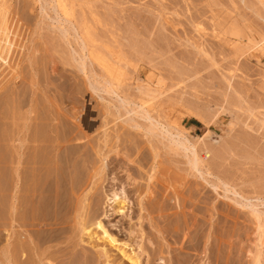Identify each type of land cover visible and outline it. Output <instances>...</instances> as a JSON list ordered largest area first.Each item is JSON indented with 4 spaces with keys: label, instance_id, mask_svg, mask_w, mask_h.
Returning a JSON list of instances; mask_svg holds the SVG:
<instances>
[{
    "label": "rangeland",
    "instance_id": "1",
    "mask_svg": "<svg viewBox=\"0 0 264 264\" xmlns=\"http://www.w3.org/2000/svg\"><path fill=\"white\" fill-rule=\"evenodd\" d=\"M3 1L11 28L17 29L16 44H23L15 46L10 67L0 74V111L6 99L22 114L18 126L10 125L11 154L14 148L23 154L15 156L13 151V168L17 157L24 160V141L19 143L24 137V130L20 131L24 111L30 115L41 111L50 124L72 127V142L78 147L71 158L76 160L72 171H79L85 182L82 205H94L105 227L130 244L125 249L139 253L140 264H264V228H255L264 222V0H69L70 20L57 12L52 0ZM4 26L0 19V39ZM80 36L92 52L91 59L82 57ZM261 37V49L249 47L250 40ZM51 60L55 72L50 70ZM94 78L111 83L116 92H106ZM140 104H150V111L136 108ZM148 123L155 129L153 135L146 132ZM173 126L182 128L197 149L213 148L204 158L209 175L190 171L189 150L170 148L184 139ZM101 155H106L103 168ZM13 168L10 178L18 172ZM16 180H9L8 192L2 187L10 200H16L8 203L7 195L4 203L10 207H0L11 211L18 205L19 215L15 208L8 210L9 222L3 214L7 208H1L0 217L6 218H0V253L16 237L24 241L17 204L21 181ZM226 186L233 188L231 192ZM111 190L119 192L118 198L125 196L126 215L106 199ZM253 212L262 217L256 220ZM67 228L56 248L50 247L59 251L54 264H116L121 256L112 250L104 260L97 248L85 242L69 246ZM181 244L186 249H180ZM159 254L165 259L155 260ZM122 264L129 261L123 258Z\"/></svg>",
    "mask_w": 264,
    "mask_h": 264
},
{
    "label": "bare ground",
    "instance_id": "2",
    "mask_svg": "<svg viewBox=\"0 0 264 264\" xmlns=\"http://www.w3.org/2000/svg\"><path fill=\"white\" fill-rule=\"evenodd\" d=\"M9 1V0H8ZM38 1V0H37ZM43 1V0H42ZM46 1V0H45ZM49 1V0H48ZM82 1V0H80ZM7 2V1H6ZM69 0H52V4L55 6V9H57V12L62 15V17L66 20H70L71 10H70V5L72 6V3H69ZM85 2V1H83ZM46 3V2H45ZM50 4V2H49ZM70 4V5H69ZM85 4V3H83ZM161 4V3H160ZM159 4V5H160ZM50 6V5H49ZM84 6V5H83ZM86 6V5H85ZM19 7V6H18ZM51 7V6H50ZM76 8V7H75ZM162 8V7H161ZM25 9V8H24ZM85 9V8H84ZM93 9V8H92ZM7 11L8 8L6 6L5 1L0 0V19L3 21V24L6 25L4 26V29H2V36H1V42H0V66H3L0 70V74L3 72L2 69H7L5 66L10 67V61H11V53L13 52L16 44V39L15 36H17V32L15 28H11V21L7 17ZM77 11V10H75ZM86 11V10H85ZM42 12V11H41ZM56 12V13H57ZM163 12V11H162ZM87 13V12H86ZM53 14V13H52ZM74 14V13H73ZM91 14V13H90ZM23 15V14H22ZM44 15V14H43ZM55 15V14H54ZM159 16V15H158ZM45 17V16H44ZM73 17V16H72ZM96 17V16H95ZM8 18V19H7ZM11 18V16H10ZM43 18V17H42ZM51 18V17H49ZM58 18H56L57 20ZM60 19V18H59ZM78 19V18H77ZM95 20V19H94ZM97 20V19H96ZM15 21V20H14ZM13 21V23H14ZM29 21V20H28ZM53 22V21H52ZM64 22V21H63ZM198 22V21H197ZM226 22V21H225ZM161 23V22H160ZM62 24V22L60 23ZM65 24V23H64ZM13 25V24H12ZM22 25V24H21ZM59 25V24H56ZM67 25V24H66ZM63 26V25H62ZM69 26V25H67ZM75 27V26H74ZM203 27V26H202ZM214 27V26H213ZM64 28L65 25H64ZM76 28V27H75ZM225 28V27H224ZM67 29V28H66ZM65 29V30H66ZM70 29V28H69ZM68 29V30H69ZM77 29V28H76ZM78 30V29H77ZM24 31V30H22ZM72 31V30H71ZM197 31V30H196ZM200 31V30H199ZM63 33H65L63 31ZM70 33V32H69ZM20 34V33H19ZM18 34V37H19ZM102 34V33H101ZM24 35V34H23ZM68 35V34H67ZM75 35V34H74ZM76 37V35H75ZM67 38V37H66ZM73 38V37H72ZM81 38V54L83 58L91 59L92 52L88 48V45L86 44L84 36H80ZM187 38V37H186ZM258 38V37H257ZM74 39V38H73ZM77 39V38H76ZM235 39V38H234ZM13 40V41H12ZM70 40V39H69ZM78 40V39H77ZM93 41V39H92ZM188 41V40H187ZM6 42H8L7 45ZM79 42V41H78ZM200 42V41H199ZM238 42L241 43L240 39H238ZM263 43V37L253 41H249V47L250 48H257L261 49V45ZM201 44V43H199ZM198 44V45H199ZM203 44V43H202ZM6 45L8 46L7 49L5 50ZM23 44H19L21 48ZM191 45V44H190ZM101 47V46H100ZM102 48V47H101ZM203 48V46H202ZM70 49V47H69ZM238 49V48H237ZM28 50V49H27ZM33 50V49H32ZM35 50V49H34ZM76 50V49H75ZM79 50V52H80ZM200 50V49H199ZM30 52V51H29ZM32 52V51H31ZM75 54V52H74ZM73 54V55H74ZM34 55V54H33ZM28 55H26L27 57ZM76 56V55H75ZM16 57V56H15ZM30 59V57H29ZM82 59V58H81ZM206 59V58H205ZM31 60V59H30ZM71 60V59H70ZM74 60V59H73ZM79 60V59H78ZM84 60V59H82ZM81 60V61H82ZM76 61V60H75ZM207 61V60H206ZM78 62V61H77ZM80 62V61H79ZM87 62V61H86ZM208 62V61H207ZM12 63V62H11ZM14 64V63H13ZM82 65V70L84 68V61L80 64ZM214 65V64H213ZM49 66V65H48ZM48 69V68H47ZM81 69V68H80ZM103 69V68H102ZM50 70L52 72H55L56 70V65L55 62L51 60V65H50ZM84 73L87 77L88 72L86 73V70H83ZM229 74V73H228ZM3 76V75H2ZM85 77V76H83ZM85 79V78H84ZM87 80V79H86ZM93 80V79H92ZM95 82L101 83V86L106 92H112V94L115 91V88L112 87L111 83L110 85H107L104 82H100L97 79H95ZM158 80V79H157ZM230 80V79H229ZM108 82V81H107ZM121 85V84H120ZM155 85V84H154ZM84 86V85H83ZM95 86V85H94ZM158 86V85H157ZM99 87V86H98ZM130 88V87H129ZM100 90V89H99ZM86 91V90H85ZM104 91V92H105ZM118 91V90H117ZM89 92V91H88ZM116 92V91H115ZM196 93V92H195ZM161 94V93H160ZM163 94V93H162ZM144 95V94H143ZM146 95V94H145ZM199 95V94H198ZM121 96V95H120ZM93 97V96H92ZM118 97V96H116ZM147 97V96H146ZM163 97V96H162ZM50 98V97H48ZM123 99L126 100V96H122ZM1 99V98H0ZM69 99V98H67ZM52 100V99H51ZM38 101V100H37ZM56 101V100H55ZM121 101V100H120ZM127 101H129L127 99ZM150 101V100H149ZM191 101V100H190ZM34 102V101H33ZM42 102V101H41ZM58 102V101H57ZM88 102V100H87ZM123 102V101H121ZM194 102V101H193ZM3 104V110L0 111V204L6 205L4 202H8L9 195L6 194L8 191H10L9 188L12 187L11 181L15 178L18 180L20 179L21 184H19V190L17 188V191H21V193H17L20 197L17 199H20L21 203L18 202L17 204H20V223H23L24 221V241L20 237V239H15V242L10 245L8 244L7 246H3L2 248V253H0V263L4 264H54V259L56 256H58L57 250H51L50 247L56 248L58 243L61 242L60 235H63L69 227L70 228V234L67 237L69 246H76L80 242H85L86 244L90 245V247H95L97 248L104 256V260L108 259L112 254L111 251L115 250L116 253H120L121 256L117 257L115 260L116 264H122V259L125 258L127 261H129V264H140V259H139V253L135 252L134 248H131L130 251H127L125 249L126 246H129L130 244L127 243L126 241L118 239L112 232H110L106 227L101 219L98 217L97 218V212L96 209L93 207L94 205L92 203H89L93 206H89L85 208L84 205H82V202L85 199L83 189H82V181H81V173L79 171H72L75 167L74 165L76 164V160L72 161L71 158H74L75 151L78 148L77 145L72 142L75 139V136L73 134V129L72 127H68L66 125L60 124H50V120H46L47 117L44 113L40 112H33V115H30V111H24V123L20 127V131L24 130V137H21L22 140H20V144L23 143L24 141V160H19L20 157H17L18 160L16 161V164L14 163V168L12 166V154L14 153L15 156L23 155L20 154L22 151H18L17 148H14L12 150L11 154V142H12V135L10 132V125L11 126H18V121L22 119V114L17 111V107H15V103L11 104L9 103L8 100L4 99L2 102ZM51 103V102H50ZM53 103V102H52ZM70 103V102H69ZM18 105V103H16ZM22 104V103H21ZM127 105V103H125ZM191 104V102L189 103ZM198 104V103H196ZM121 105V104H120ZM150 105V104H149ZM144 106L140 104L137 107H140L144 112H149L150 107ZM161 105V104H160ZM199 105V104H198ZM67 106V105H66ZM129 106V105H128ZM194 106V105H193ZM197 105H195L196 107ZM200 106V105H199ZM62 107V106H61ZM204 106H201V108ZM39 108V107H38ZM37 108V109H38ZM135 108V109H136ZM199 110V107H197ZM33 109V108H32ZM140 109V110H141ZM188 109V108H187ZM207 109V107H206ZM41 110V109H40ZM193 110V109H192ZM197 110V111H198ZM44 111V110H43ZM126 111V110H125ZM130 111H133L131 109ZM207 111V110H206ZM209 111V110H208ZM129 112V110H128ZM135 113H138V110H134ZM141 112V111H140ZM155 112V111H154ZM185 112V111H184ZM189 112V111H188ZM201 112V111H200ZM200 112H198L200 114ZM195 113L193 115L194 118H196L199 114ZM202 114L204 111L201 112ZM61 114V113H60ZM128 114V113H126ZM140 114V113H139ZM142 114V113H141ZM144 114V113H143ZM188 114V113H187ZM201 116H204L202 115ZM146 115V114H145ZM185 115V114H183ZM60 116V115H58ZM122 117V115H120ZM182 116V115H181ZM41 117V119H40ZM71 117V116H70ZM124 117V116H123ZM143 117V116H142ZM157 117V116H156ZM62 118V117H61ZM64 118V117H63ZM128 118V117H127ZM145 118V117H144ZM142 118V119H144ZM151 118V117H149ZM147 117V119H149ZM193 118V119H194ZM201 118V117H200ZM203 118V117H202ZM200 120H203V119ZM9 119L10 121H6ZM32 119V120H31ZM138 119V118H136ZM135 119V120H136ZM146 119V120H147ZM156 119V118H155ZM206 119V118H204ZM45 120V121H44ZM56 120V117H55ZM62 120V119H61ZM128 120V119H127ZM150 120V119H149ZM197 120H199L197 118ZM57 121V120H56ZM152 121V119H151ZM207 123V120H205ZM128 122V121H127ZM148 122V121H146ZM156 122V120L154 121ZM66 123V122H65ZM157 123V122H156ZM182 123V120H181ZM205 122H203L202 125H204ZM70 123H68L69 125ZM129 124V123H128ZM132 125V124H131ZM146 128V132L150 133V135L154 132V128L150 126ZM161 125V124H160ZM71 126V125H70ZM145 126V127H146ZM154 126V125H153ZM10 127V128H9ZM133 127V126H132ZM155 127H158L155 126ZM175 129V132L178 134H181L183 136V131L178 127V126H173ZM141 128V126H140ZM159 128V127H158ZM169 128V126H168ZM164 129V128H162ZM167 129V128H166ZM206 129V128H205ZM143 130V129H142ZM187 130V128H186ZM111 131V130H110ZM130 131V130H129ZM160 131V130H159ZM163 131V130H162ZM168 131V130H166ZM78 132V131H77ZM157 132V131H156ZM161 132V131H160ZM209 132V131H208ZM75 133V132H74ZM81 133V132H80ZM83 133V132H82ZM164 133V131H163ZM162 133V134H163ZM170 133V132H169ZM168 133L169 136H171ZM204 133V132H203ZM167 134V133H166ZM153 135V134H152ZM164 135V134H163ZM186 135V134H185ZM193 135V134H192ZM191 135V136H192ZM199 135V134H198ZM202 135V134H201ZM166 136V135H165ZM173 136V135H172ZM187 136V135H186ZM190 138L192 139V137ZM204 136V134H203ZM208 135L206 134V137ZM154 137V136H153ZM180 137V136H178ZM182 141H175L174 146H170L171 149L177 150V146H180V148H184L186 150L190 151V154L187 155V162H188V167L191 169L190 171L192 172L195 171V173L200 170L199 172H206L209 175V170L208 166H206L204 162V158L207 155L208 152H212L213 148L211 146H200L199 149H197V146L194 144V142L190 141L189 139L185 138ZM196 137V136H194ZM165 138V137H164ZM172 138V137H171ZM175 138V137H174ZM205 138V137H204ZM203 138V139H204ZM169 139V138H168ZM177 139V137L175 138ZM196 139V138H195ZM172 140V139H171ZM198 140V139H197ZM201 140V138H200ZM194 141V138H193ZM199 141V140H198ZM209 143V142H206ZM170 144V143H168ZM15 145V144H14ZM18 145V144H17ZM90 145V144H89ZM114 145V144H113ZM144 145V143H143ZM203 145V144H202ZM207 145V144H206ZM209 145V144H208ZM212 145V144H211ZM19 146V145H18ZM177 147V148H176ZM205 151L203 154H200V150L203 149ZM169 149V148H168ZM202 150V151H203ZM14 151V152H13ZM184 151V150H183ZM216 151V150H215ZM19 152V153H18ZM78 152V151H77ZM182 152V151H181ZM185 153V152H184ZM80 156V155H79ZM106 155H101L99 157L100 159V166L103 168V159L105 158ZM16 158V159H17ZM23 158V157H22ZM91 158V157H90ZM76 159V158H75ZM206 160V159H205ZM15 162V161H14ZM78 162V159H77ZM83 163V162H82ZM80 164V163H78ZM97 164V163H96ZM210 165V164H209ZM78 166V165H77ZM93 166V165H92ZM95 166V165H94ZM10 167H12L14 170L13 171H18L15 174L11 176L10 174L14 172H10ZM85 167V166H83ZM99 167V166H98ZM82 167H80L81 169ZM86 168V167H85ZM210 168V167H209ZM84 169V168H83ZM79 170V169H78ZM197 170V171H196ZM89 171V170H87ZM86 171V172H87ZM83 172V171H82ZM91 173V172H90ZM193 173V172H192ZM191 173V174H192ZM130 177L126 173V177ZM13 177V178H12ZM89 177V176H88ZM100 178V177H99ZM23 179V180H22ZM84 179V178H83ZM82 179V180H83ZM87 179V177H86ZM130 179V178H129ZM11 180V181H9ZM16 180V181H17ZM131 180L134 181V178L131 176ZM216 180V179H215ZM87 181V180H86ZM214 182V180H212ZM218 181V180H216ZM183 182V181H182ZM11 183V185L9 184ZM179 183V182H178ZM10 185L9 188L6 187L7 185ZM182 184V183H180ZM184 184V183H183ZM225 184V183H224ZM229 184V183H228ZM86 185V184H85ZM221 185V184H220ZM87 186V185H86ZM181 186V185H180ZM218 186V185H217ZM9 189L6 191L2 190L3 188ZM224 187V186H223ZM235 187V186H234ZM166 188V187H165ZM81 189V190H80ZM176 189V188H174ZM173 189V191H174ZM177 189L178 186H177ZM233 189V188H232ZM231 189V190H232ZM88 190V189H87ZM225 190H230L225 188ZM230 190V192H231ZM239 190V189H237ZM120 193H122V188H119ZM180 191V190H178ZM241 191V190H240ZM92 192V191H91ZM181 192V191H180ZM227 192V191H225ZM243 192V191H241ZM117 191L111 190L108 194L106 195V199H111V202L114 203V210L119 211L122 214L126 215L127 209H128V201L125 199V196L117 197L118 196ZM169 193V192H168ZM177 193V191H176ZM223 193V192H222ZM245 193V192H244ZM258 193V192H257ZM11 194V193H9ZM15 194V193H14ZM175 194V191H174ZM234 193H232L233 195ZM255 194V193H254ZM252 194V195H254ZM263 195V193H261ZM8 195V198H7ZM16 195V194H15ZM167 195V193H166ZM170 196V194H168ZM176 195V194H175ZM184 195V194H183ZM250 195V194H248ZM251 195V196H252ZM256 195V194H255ZM14 196V195H13ZM195 196V195H194ZM246 196V193H245ZM11 197V196H10ZM18 197V196H17ZM92 197V195H91ZM178 197V196H177ZM204 197V196H203ZM226 197V196H225ZM240 197V196H239ZM256 197V196H255ZM5 198L6 201H5ZM16 198L15 197H12ZM90 198V197H89ZM166 198V196H165ZM181 198V197H180ZM258 198V197H257ZM185 199V198H184ZM14 200V199H13ZM16 200V199H15ZM14 200V201H15ZM154 200V199H153ZM172 200V199H171ZM237 200V199H236ZM244 200L248 201V198L246 199L244 197ZM254 200V199H253ZM10 198L9 202L10 203ZM12 201V202H14ZM97 201V200H96ZM181 201V200H180ZM262 201V200H261ZM3 202V203H2ZM10 204H14V203ZM240 202V200L238 201ZM143 203V202H142ZM145 203V202H144ZM178 203V202H177ZM206 203V202H205ZM86 204V203H85ZM155 204V203H154ZM179 204V203H178ZM184 204V202H183ZM7 204L6 206H8ZM163 205V204H162ZM16 206V204L14 205ZM145 206V204H144ZM169 206V205H168ZM201 206V205H200ZM246 206V205H245ZM248 206V205H247ZM256 205H254L255 207ZM5 208V206L0 207ZM10 207V205H9ZM12 207V205H11ZM18 209V205L16 206ZM12 207L11 209L14 210L13 212L16 211ZM173 208V205L171 206ZM183 207V206H182ZM3 208V210H4ZM7 210L4 211L3 214L5 216L8 214L7 211L9 210L8 207H6ZM5 208V209H6ZM166 208V207H165ZM175 208V207H174ZM181 208V206H180ZM179 206L178 209L180 210ZM176 211H179V210ZM183 209V208H181ZM252 209V208H251ZM254 209V208H253ZM11 210V211H12ZM163 210V209H162ZM165 210H168L167 208ZM164 210V211H165ZM10 211V210H9ZM10 211V212H11ZM181 211V210H180ZM252 211V210H251ZM254 211V210H253ZM256 211V210H255ZM261 211V210H260ZM264 211V209H263ZM114 212V211H113ZM158 212V211H157ZM156 212V213H157ZM163 212V211H162ZM170 212V211H169ZM172 212V211H171ZM183 212V210H182ZM180 212V213H182ZM2 213V212H1ZM7 213V214H6ZM16 213H19L16 211ZM151 213V212H150ZM179 213V212H178ZM179 213V214H180ZM10 214V213H9ZM16 214V215H17ZM152 214V213H151ZM155 214V213H154ZM173 214V213H172ZM183 214V213H182ZM224 214V213H223ZM229 214V213H228ZM254 214V212H253ZM260 213L257 212V214H254L253 216H256L257 218L260 219L259 217ZM14 216V213H12ZM19 215V214H18ZM17 215V216H18ZM150 215V214H149ZM8 216V215H7ZM11 216V214L9 215ZM6 220H9L10 222V217ZM152 216V215H151ZM150 216V218H152ZM166 216V215H165ZM171 216V215H170ZM183 217V215H181ZM2 217V216H1ZM0 217V218H1ZM4 217V216H3ZM2 217V218H3ZM15 217V216H14ZM178 217V216H177ZM6 218V217H4ZM22 218V219H21ZM78 218V219H76ZM164 218V217H162ZM166 218V217H165ZM179 218V217H178ZM184 218V217H183ZM264 218V217H263ZM13 219V218H12ZM175 219V218H174ZM4 220V221H6ZM72 220V224L70 222ZM165 220V219H164ZM179 220V219H178ZM181 220V219H180ZM184 220V219H182ZM181 220V221H182ZM264 220V219H263ZM3 221V220H2ZM166 221V220H165ZM19 222V221H18ZM151 222V221H150ZM173 222V221H172ZM187 222V221H186ZM186 222L184 224H186ZM258 224V223H257ZM187 225V224H186ZM163 226V225H161ZM174 226V225H173ZM185 226V225H184ZM188 226V225H187ZM257 226V225H256ZM175 227V226H174ZM264 228V222L258 224V227L255 228ZM179 228V227H178ZM186 228V227H185ZM9 230V229H8ZM79 235L77 236V234ZM63 233V234H62ZM264 233V232H263ZM170 234V233H169ZM175 234V233H174ZM260 234V233H259ZM149 234L148 236H150ZM162 235V234H161ZM119 236V235H118ZM163 236V235H162ZM63 237V236H62ZM65 237V236H64ZM166 237V236H165ZM168 238V237H167ZM166 238V239H167ZM174 238V237H173ZM176 238V237H175ZM194 238V237H193ZM192 238V239H193ZM147 240V239H146ZM176 240V239H175ZM129 241V240H128ZM149 241V240H148ZM152 241V240H151ZM154 241V240H153ZM169 241V240H168ZM139 242V241H136ZM170 243V242H169ZM139 244V243H138ZM171 244V243H170ZM6 245V244H4ZM44 245V246H43ZM85 245V244H84ZM140 245V244H139ZM182 245V244H181ZM11 246V247H10ZM80 246V245H79ZM134 246V245H133ZM137 246V245H136ZM141 247V245H140ZM59 248V247H58ZM63 248V247H62ZM139 248V246H138ZM160 248V247H159ZM180 248V246H179ZM185 246L182 245L180 249H184ZM142 249V248H141ZM141 249L139 252H141ZM162 249V248H161ZM179 249V250H180ZM186 249V248H185ZM1 250V249H0ZM61 250V248H60ZM171 250V249H170ZM175 250V248L173 249ZM181 251V250H180ZM179 251V252H180ZM162 251H160L161 253ZM176 252V251H175ZM178 254H182L179 253ZM199 252V251H198ZM96 253V252H95ZM115 253V252H114ZM156 253V252H155ZM165 253V252H164ZM184 253V252H183ZM77 254V253H76ZM75 254V255H76ZM84 254V253H83ZM101 254V255H102ZM158 254V252H157ZM177 254V252L175 253ZM177 254V256H178ZM185 254V253H184ZM99 253H96V256H98ZM116 255V254H114ZM186 255V254H185ZM100 256V255H99ZM98 256V258H99ZM180 256V255H179ZM184 256V255H183ZM87 257V256H86ZM86 257L84 258V262L87 260ZM164 257L162 254H159L155 257L156 259H163ZM171 257V255H170ZM182 257V256H181ZM185 257V256H184ZM72 258V257H71ZM79 258V257H78ZM187 258V257H186ZM189 258H191L189 256ZM165 259V258H164ZM163 259V260H164ZM176 259V258H174ZM154 260V259H153ZM190 259L187 260H182L186 261L185 263H188ZM56 261V260H55ZM88 261V260H87ZM172 261V260H171ZM194 261V260H192ZM77 262V258L76 261ZM92 262V261H91ZM173 262V261H172ZM179 262V261H178ZM70 263V262H69ZM68 263V264H69ZM74 263V262H73ZM72 263V264H73ZM79 263V262H78ZM81 263V262H80ZM97 263V261H96ZM177 263V262H176ZM227 263V262H226ZM76 264V263H75ZM82 264V263H81ZM92 264V263H91ZM178 264V263H177ZM181 264V263H179Z\"/></svg>",
    "mask_w": 264,
    "mask_h": 264
}]
</instances>
